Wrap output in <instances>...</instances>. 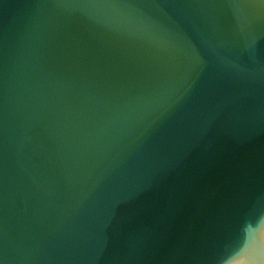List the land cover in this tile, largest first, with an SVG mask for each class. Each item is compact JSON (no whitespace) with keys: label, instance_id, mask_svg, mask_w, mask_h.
Returning a JSON list of instances; mask_svg holds the SVG:
<instances>
[{"label":"water","instance_id":"95a60500","mask_svg":"<svg viewBox=\"0 0 264 264\" xmlns=\"http://www.w3.org/2000/svg\"><path fill=\"white\" fill-rule=\"evenodd\" d=\"M0 264H264V0H0Z\"/></svg>","mask_w":264,"mask_h":264},{"label":"snow or ice","instance_id":"6c2138e0","mask_svg":"<svg viewBox=\"0 0 264 264\" xmlns=\"http://www.w3.org/2000/svg\"><path fill=\"white\" fill-rule=\"evenodd\" d=\"M246 243H247L246 240H242V241L239 243L238 247L235 249V251H236L237 253L242 252V251L244 250V247H245Z\"/></svg>","mask_w":264,"mask_h":264}]
</instances>
